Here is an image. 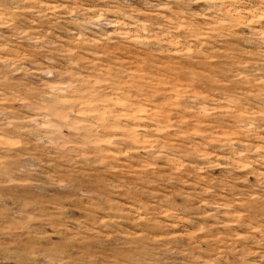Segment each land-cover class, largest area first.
<instances>
[{"label": "rangeland", "instance_id": "1", "mask_svg": "<svg viewBox=\"0 0 264 264\" xmlns=\"http://www.w3.org/2000/svg\"><path fill=\"white\" fill-rule=\"evenodd\" d=\"M0 264H264V0H0Z\"/></svg>", "mask_w": 264, "mask_h": 264}]
</instances>
